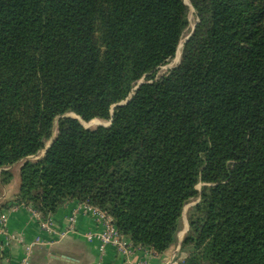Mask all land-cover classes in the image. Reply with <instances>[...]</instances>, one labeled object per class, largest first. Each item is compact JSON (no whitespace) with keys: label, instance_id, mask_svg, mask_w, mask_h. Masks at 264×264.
<instances>
[{"label":"trees","instance_id":"16d2710c","mask_svg":"<svg viewBox=\"0 0 264 264\" xmlns=\"http://www.w3.org/2000/svg\"><path fill=\"white\" fill-rule=\"evenodd\" d=\"M189 2L0 0V210L86 203L160 254L200 199L177 262L264 264V0Z\"/></svg>","mask_w":264,"mask_h":264},{"label":"crops","instance_id":"0c3cea01","mask_svg":"<svg viewBox=\"0 0 264 264\" xmlns=\"http://www.w3.org/2000/svg\"><path fill=\"white\" fill-rule=\"evenodd\" d=\"M21 165L14 171L15 179L6 189L7 199L17 191ZM82 206L83 203L70 201L53 215L52 223L56 230L64 231L70 218L76 214L75 231L63 239H51L43 232L29 206L0 210V219L5 217L8 232L16 238L8 241L5 237H0V264H178L176 259L184 239H180L181 233L177 243L164 253L159 254L149 248L136 249L128 259H124L114 246L110 245L102 250L99 240L89 241L86 238V235L97 230V225L82 211ZM38 237L47 242L36 243ZM126 239L129 240L127 237ZM180 257L185 258V255Z\"/></svg>","mask_w":264,"mask_h":264},{"label":"built area","instance_id":"2783aa9c","mask_svg":"<svg viewBox=\"0 0 264 264\" xmlns=\"http://www.w3.org/2000/svg\"><path fill=\"white\" fill-rule=\"evenodd\" d=\"M33 216L38 219L40 222V226L43 232L47 233V235L53 239V238H65L69 233H72L75 231L74 223L76 220V214H74L70 220L69 225L64 231H58L56 230L54 224L52 223V219L49 221H42L41 215L39 212L33 209V207L29 206ZM18 207L12 208V210L17 209ZM82 211L89 215L96 223L97 230L93 233H89L86 235V238L89 241L99 240L101 242V249L104 250L107 246H114L119 255H121L124 259H128L134 250L138 249L141 250L144 247H135L132 242L126 239L124 235H122L116 226L113 223L112 218L107 215L105 212L101 211L100 209L90 206L86 203H83ZM0 237H5L8 241L10 240H16V238L11 235L8 232V225L7 220L5 217H2L0 219ZM47 241H45L43 238L38 237L36 240V243L45 244ZM49 242V241H48ZM30 248H28L29 250ZM180 260H184L185 258L180 257ZM135 264H145L142 262H138ZM179 264V263H178Z\"/></svg>","mask_w":264,"mask_h":264},{"label":"rangeland","instance_id":"374dc122","mask_svg":"<svg viewBox=\"0 0 264 264\" xmlns=\"http://www.w3.org/2000/svg\"><path fill=\"white\" fill-rule=\"evenodd\" d=\"M185 2H186L187 5H189L191 7L189 0H185ZM189 19H190V23H191V28L194 29L195 24L197 23V18L195 16V12H194V9L192 7H191V12H190ZM182 47H183V43L180 45L179 50H178V53H177V56H176L175 59L171 60L167 65L158 68V70L156 72V79H158V78H160L162 76L167 75L170 70L174 69L175 67H177L180 64V61H181V49H182ZM140 82L144 83L145 80L142 79ZM138 85H139V83H138ZM68 115L69 116H72V117H75V115H73V114H68ZM80 121H81V123L86 128H89V129H96V128L100 127V126H104V127L110 126L109 125L110 124L109 121L100 120V119H96V120H93L91 122H85V121H83L81 119H80ZM57 130H58V120L55 122V127H54L55 135L57 134ZM49 143H48V145H49ZM43 153H44V151L41 153V155H43ZM30 159L37 160L38 157H31ZM20 165H21V163L15 165V168H13V172ZM202 187H203V185L200 184V185H198L197 189L199 191H201L202 190ZM199 200L200 199H196V200L192 201L191 203H189L185 207V212H184V226H183V230H182L181 235H180V239H182L183 237H185V235L187 234L188 229H189L188 212L190 211V209L192 207H194L199 202Z\"/></svg>","mask_w":264,"mask_h":264},{"label":"water","instance_id":"95a60500","mask_svg":"<svg viewBox=\"0 0 264 264\" xmlns=\"http://www.w3.org/2000/svg\"><path fill=\"white\" fill-rule=\"evenodd\" d=\"M195 28V27H194ZM190 37H188L187 38V40L189 39ZM143 83L142 82H139V85H138V87L140 86V85H142ZM137 87V88H138ZM128 101H126L125 103H122V104H119L118 106H120V105H124V104H126ZM65 116H69V115H65ZM111 123L112 122H110V124L109 125H111ZM52 144H53V140L49 143V145H48V147L47 148H50L51 146H52ZM46 152V151H45Z\"/></svg>","mask_w":264,"mask_h":264}]
</instances>
